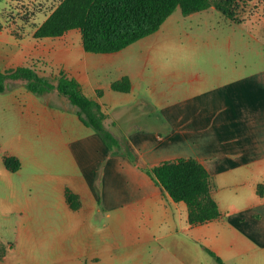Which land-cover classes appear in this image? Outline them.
Wrapping results in <instances>:
<instances>
[{"label":"crops","instance_id":"1","mask_svg":"<svg viewBox=\"0 0 264 264\" xmlns=\"http://www.w3.org/2000/svg\"><path fill=\"white\" fill-rule=\"evenodd\" d=\"M36 28L25 33L6 23L0 27V70L35 68L33 61L39 59L47 67H62L102 105L106 126L126 133L131 152L114 155L70 101L61 105L51 101L52 91L38 94L27 89L26 81L13 85L7 78L1 92L7 106L28 121L26 126L40 129L41 124L59 142L64 155L56 188L67 205V187L82 199L80 211L70 215L77 219L74 223L86 226L93 212H101L105 231L117 241L128 237L133 264H209L214 257L207 248L227 264H264V192L258 191L264 184V74L253 79H166L159 85V79L131 73L125 74L131 90L118 91L111 85L119 79L93 78L98 61L110 59L113 52L91 55L82 36L73 38L71 30L37 38ZM93 56L101 57L97 61ZM181 157L198 159L211 174L219 218L191 225L187 204L175 201L143 170ZM98 174L101 192L91 188ZM90 237L51 239L52 264L113 260L108 244L93 243ZM17 251L5 248L0 264H28L29 259L41 264Z\"/></svg>","mask_w":264,"mask_h":264},{"label":"rangeland","instance_id":"2","mask_svg":"<svg viewBox=\"0 0 264 264\" xmlns=\"http://www.w3.org/2000/svg\"><path fill=\"white\" fill-rule=\"evenodd\" d=\"M60 1L0 0V27L6 23L13 31L31 32ZM211 1L209 8L189 15L178 7L159 31L111 53L110 59L98 61L101 56H93L99 62L93 78L120 79L125 74L141 73L143 79H159L160 85L161 81L166 84V79H253L264 74V0H235L233 9L238 21L229 19L215 7L218 0ZM70 33L73 38L82 36L79 28ZM33 65L53 83L64 70L52 64L47 67L41 59L33 61ZM9 79L13 85H21L27 78ZM57 93L52 90L51 101L71 105L66 96ZM27 123L20 113L7 106L0 92V252L15 246L17 252L30 255L41 264H52L51 239L90 233L93 243L108 244L113 252V260L103 264H133L128 255V237L120 236L117 241L105 231L101 212H93L86 226L75 224L77 219L70 218L80 211L82 199L67 187V205L63 193L56 188L64 153L59 142L51 140L45 126L31 128ZM110 129L125 139V132L115 126ZM6 157L19 159L20 167L6 169ZM96 178L91 188L101 192L99 174ZM69 191L75 196L68 195ZM85 259L84 262L91 263ZM211 259L209 264H219L215 258ZM27 262L32 264L31 259ZM97 263L102 264L99 259L94 264Z\"/></svg>","mask_w":264,"mask_h":264},{"label":"trees","instance_id":"3","mask_svg":"<svg viewBox=\"0 0 264 264\" xmlns=\"http://www.w3.org/2000/svg\"><path fill=\"white\" fill-rule=\"evenodd\" d=\"M234 1L218 0L214 5L229 19L238 21L233 9ZM212 4L211 0H61L36 28L34 36L56 37L79 28L86 51L116 52L158 31L178 7H181L183 14L189 15L205 10ZM21 76L27 78L25 86L32 92L44 94L57 89L59 94L78 107L80 119L102 137L113 154L131 155L126 138L121 139L106 126L107 115L102 105L85 94L81 84L69 77L65 70H61L56 83L28 65L0 70V92L6 90L7 78ZM131 85L130 76L124 75L111 86L114 90L130 91ZM99 94L102 92L99 91ZM5 164L9 169L20 167L19 159L13 157H6ZM143 169L175 201L187 204L191 225L207 223L221 216L219 204L212 195L211 174L198 159L181 157ZM258 191L264 192V184L259 185ZM68 195L75 196L71 191ZM73 208H78V205ZM207 250L217 262L227 264L215 251L210 248Z\"/></svg>","mask_w":264,"mask_h":264}]
</instances>
